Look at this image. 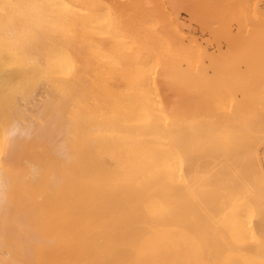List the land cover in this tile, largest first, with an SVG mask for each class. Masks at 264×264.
<instances>
[{
	"label": "bare ground",
	"instance_id": "1",
	"mask_svg": "<svg viewBox=\"0 0 264 264\" xmlns=\"http://www.w3.org/2000/svg\"><path fill=\"white\" fill-rule=\"evenodd\" d=\"M125 1L0 0V264H264L263 9Z\"/></svg>",
	"mask_w": 264,
	"mask_h": 264
},
{
	"label": "rangeland",
	"instance_id": "2",
	"mask_svg": "<svg viewBox=\"0 0 264 264\" xmlns=\"http://www.w3.org/2000/svg\"><path fill=\"white\" fill-rule=\"evenodd\" d=\"M122 1V0H121ZM163 0H160V2H162ZM165 1V0H164ZM162 2L163 4H170L172 1H169V3L167 2V1H165V2ZM174 1V0H173ZM179 1H181V2H179ZM177 0V3H176V0L174 1L175 2V4L174 3H171V5L173 4V5H176V6H184V5H189V4H191L192 3V5H193V1H191V0H189V1H187L188 3L187 4H183V3H185L186 2V0H185V2H184V0ZM191 1V2H190ZM234 1H236V0H197V2H196V0H195V4H198V3H200V4H198V5H201V7H203V8H205V11H206V16H207V18H209L210 17V14L208 13V9H212V8H215L216 7V18H217V21L219 22H222V24H224V25H226V28L228 29V37H230V38H232V36H234L236 39H238V40H236V41H238V42H240V44H242V42L241 41H239V35H240V37H241V35H242V37L240 38V40L241 39H243V36L245 35V34H248V29L247 28H250V27H247V26H250L249 25V23H247V22H249V21H251L252 20V17L251 18H249L248 20H247V16H248V14L250 13V15H249V17L251 16V14H253L252 12H253V9H252V7L253 8H255L256 9V7H257V9L260 11V9H263L262 11H264V0H242V2L241 1H236V2H238V7L239 6H241L240 4H242L243 5V7H244V11H243V8L242 7H239V8H241L240 10H242L241 12H240V14L242 15V17L244 18V16H245V23L243 24L244 26H245V24H246V26H245V31H247V33L246 32H242V30H239V29H241L242 27H244L243 25L241 26L240 24H238V22L239 21H237V23H236V21L235 20H233V19H230L229 18V13H230V9H231V7L232 6H237L235 3H234ZM262 1V2H261ZM124 2H127V1H125L124 0ZM167 2V3H166ZM254 2H256V4H257V6H256V4L254 3ZM259 2V3H258ZM158 3H159V0H158ZM161 3V4H162ZM180 3V4H179ZM193 5V6H196V7H199V6H197V5ZM255 4V5H254ZM192 5H189V6H192ZM256 6V7H254V6ZM260 5V6H259ZM263 6V7H262ZM259 7H260V9H259ZM256 9V10H257ZM251 10H252V12H251ZM257 10V11H258ZM262 11H260V12H262ZM247 12V13H246ZM244 13V14H243ZM247 15H246V14ZM208 14V15H207ZM180 15H181V18H184V20L183 19H181L182 21H184V26L186 25V27H184V28H188V26L187 25H189L188 23V21H187V18H188V16L186 15V13L183 11H181L180 12ZM192 23V22H191ZM190 23V27L192 28H190L189 27V29H187V30H189V32H187L186 30V34L189 36V35H192V38H194V39H196L197 41H199L200 39H201V41H199V42H202L203 43V45L204 46H206V48H207V50H208V52H210V51H212V50H216V53H217V48H218V51L220 52L219 54H221V53H224V51L226 52V47H227V42H226V38L224 39V36L225 35H223L222 36V34L221 35H219V38L217 39L218 41H214V40H212L211 38H210V36H209V33L207 32V31H201V32H203V34H201V32H200V29L197 27V26H195V23H192L191 24ZM251 24V23H250ZM238 25H240V27L238 26ZM252 25V24H251ZM247 27V28H246ZM190 29H191V31H190ZM194 29H196V30H194ZM198 29V30H197ZM238 30V31H237ZM244 30V29H243ZM193 31V32H192ZM241 33H240V32ZM200 32V33H199ZM236 32H237V34H239L238 36H236L237 34H236ZM189 33V34H188ZM193 33V34H192ZM245 33V34H244ZM201 34V35H200ZM186 35V36H187ZM221 36V37H220ZM245 36H247V35H245ZM191 37V36H190ZM189 37V38H190ZM233 37V38H234ZM232 38V39H233ZM245 38V37H244ZM229 39V38H228ZM228 41V40H227ZM226 42V43H225ZM237 42V43H238ZM239 44V43H238ZM239 44V45H240ZM222 55V54H221ZM239 67V66H238ZM245 69V66L243 67L241 64H240V67H239V69L241 70V69ZM243 69H242V71H243ZM239 70V71H240ZM262 153H264L263 151H264V146L261 148V150H260ZM261 153V155H260V167L262 168V171H261V174L263 175L264 173H263V171H264V158H262L263 157V155L264 154H262Z\"/></svg>",
	"mask_w": 264,
	"mask_h": 264
}]
</instances>
